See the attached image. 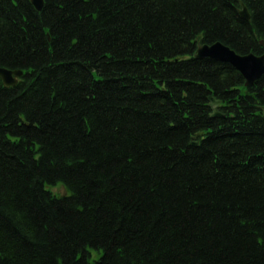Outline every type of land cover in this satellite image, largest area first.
I'll return each instance as SVG.
<instances>
[{"label":"trees","instance_id":"1","mask_svg":"<svg viewBox=\"0 0 264 264\" xmlns=\"http://www.w3.org/2000/svg\"><path fill=\"white\" fill-rule=\"evenodd\" d=\"M242 1L0 0V264H264V75L195 57Z\"/></svg>","mask_w":264,"mask_h":264},{"label":"water","instance_id":"2","mask_svg":"<svg viewBox=\"0 0 264 264\" xmlns=\"http://www.w3.org/2000/svg\"><path fill=\"white\" fill-rule=\"evenodd\" d=\"M241 5L239 13L243 18L251 19V14L248 7L242 0H236ZM32 4L37 10H42L44 7V0H31ZM203 35L199 34L197 37L198 47L195 53L196 58H209L215 61H221L229 63L235 69H237L245 79V85L251 86L255 84L264 75V53L256 55L250 53H238L229 45L222 41H216L214 43H202ZM260 44L264 47V39L260 40ZM22 69H9L0 66V79L3 81L6 87L17 84L18 78L23 75ZM209 105L214 109L212 112L213 117H224V114L217 110V107L221 104L220 99H216L214 95H209ZM264 115V106H262ZM193 145H197V142H192Z\"/></svg>","mask_w":264,"mask_h":264},{"label":"rangeland","instance_id":"3","mask_svg":"<svg viewBox=\"0 0 264 264\" xmlns=\"http://www.w3.org/2000/svg\"><path fill=\"white\" fill-rule=\"evenodd\" d=\"M53 191L55 192V193H58V194H64V193H66V189H65V187L64 186H62V185H57V186H55V187H53Z\"/></svg>","mask_w":264,"mask_h":264}]
</instances>
